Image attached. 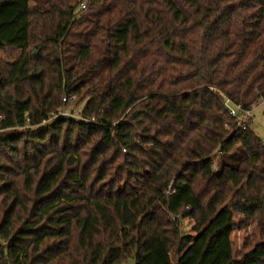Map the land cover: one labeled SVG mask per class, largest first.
<instances>
[{"label": "trees", "instance_id": "trees-1", "mask_svg": "<svg viewBox=\"0 0 264 264\" xmlns=\"http://www.w3.org/2000/svg\"><path fill=\"white\" fill-rule=\"evenodd\" d=\"M82 1L0 0V264H264V0Z\"/></svg>", "mask_w": 264, "mask_h": 264}, {"label": "rangeland", "instance_id": "rangeland-1", "mask_svg": "<svg viewBox=\"0 0 264 264\" xmlns=\"http://www.w3.org/2000/svg\"><path fill=\"white\" fill-rule=\"evenodd\" d=\"M87 1V0H85ZM9 52H12L11 50ZM76 96V95H75ZM82 96V95H81ZM83 102H79L76 96L73 101L65 103L64 107L75 110L83 109ZM255 121L251 122V127L264 141V100L254 108ZM40 127V126H39ZM38 127V128H39ZM62 143V141H61ZM194 221L190 218H185L182 222V232L195 236V239L188 245H175L171 249L172 264H197L201 251L203 249L205 240L213 231L210 226L203 233H197L194 229ZM259 241V234L253 230L252 222L240 221V217L236 215L235 228L232 231V243L234 256L242 257ZM128 264H135V257H133Z\"/></svg>", "mask_w": 264, "mask_h": 264}, {"label": "built area", "instance_id": "built-area-1", "mask_svg": "<svg viewBox=\"0 0 264 264\" xmlns=\"http://www.w3.org/2000/svg\"><path fill=\"white\" fill-rule=\"evenodd\" d=\"M80 8L83 11L87 9L85 1H82L80 3ZM75 98H76V96H71V97L64 96L63 102L69 103V102L73 101V99H75ZM225 103L228 106L230 115L234 119H236L237 125L239 127H241L242 129H246V127L248 126V123L254 122L256 120L253 111L257 105H253L249 108H246V107L244 108L242 106V104L234 103L229 98L226 100ZM60 117H71V118H74L77 120H81V119L87 120L82 113V109L81 110H75L74 108L71 109L68 107H64V108L62 107L60 110H58L56 112H52L50 119L60 118ZM91 121L94 122L95 119H92ZM227 127H229V126L227 125Z\"/></svg>", "mask_w": 264, "mask_h": 264}]
</instances>
